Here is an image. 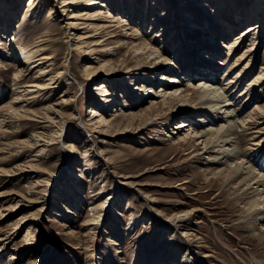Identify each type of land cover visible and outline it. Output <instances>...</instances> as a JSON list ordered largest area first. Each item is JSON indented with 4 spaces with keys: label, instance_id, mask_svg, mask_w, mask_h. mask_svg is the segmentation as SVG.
Masks as SVG:
<instances>
[{
    "label": "rangeland",
    "instance_id": "rangeland-1",
    "mask_svg": "<svg viewBox=\"0 0 264 264\" xmlns=\"http://www.w3.org/2000/svg\"><path fill=\"white\" fill-rule=\"evenodd\" d=\"M255 2L233 1L234 11L242 10L233 25L238 27L224 31L222 37L218 32L223 28L214 25L218 0H110L109 7H91V11L104 10L102 24L107 28L97 31L67 29L66 17L75 9L64 12L58 7L49 15L54 0L37 1L27 16L28 0L0 3V11L7 10L0 16V264H264V224L250 216L245 206L248 199L239 201L237 183L216 174L230 161L213 163L216 153H202L200 140L188 145L172 139L178 136L176 125L183 120L192 122L196 131L208 129L210 122L221 125L223 121L213 123L207 116L210 104L203 105L204 113L182 105L167 111L161 120L143 123L153 100H161L151 88L161 93L162 85L186 88L189 81L199 85L198 80L204 78L194 80L181 65L184 45L196 51L195 58L202 63L212 57L188 42L193 37L202 40L208 34L206 42L219 40L217 77L223 78L252 43L248 40L228 55L229 43L254 22L245 16ZM130 7L134 9L131 13ZM223 10L226 15L228 10ZM188 12L192 14L187 16ZM146 13L178 29L182 49L171 37L164 38L161 30L144 26ZM187 19L196 25L187 26L183 23ZM87 35L84 40L93 44V54L85 53L84 45L80 44L83 49L75 45L77 37ZM39 37L48 48L46 54L53 57V74L61 86L50 98L49 93H25L24 101L16 103L18 92L24 90L15 84L22 50ZM141 43L160 52L162 57L156 60L162 70H149L154 54L142 51L137 55L133 50ZM257 43L262 44L258 60L233 89V107L240 103L239 93L264 66V27ZM87 66L100 69L87 76ZM164 74L182 81L161 80ZM104 82L110 96L116 95L115 103H104L106 95L101 98L95 90ZM262 96L264 91H256L243 115ZM12 106L17 111L9 110ZM93 109L102 115L96 116ZM133 115H138L135 120H131ZM102 116L116 124L102 126L97 123ZM251 136L243 135V148ZM251 158L256 159L255 170L264 174V152ZM175 215H188L190 222L180 225L176 221L177 226H171ZM93 218L97 224H90ZM185 231L198 240L197 245L188 244L181 235Z\"/></svg>",
    "mask_w": 264,
    "mask_h": 264
},
{
    "label": "bare ground",
    "instance_id": "bare-ground-1",
    "mask_svg": "<svg viewBox=\"0 0 264 264\" xmlns=\"http://www.w3.org/2000/svg\"><path fill=\"white\" fill-rule=\"evenodd\" d=\"M37 1L40 0H28V3L26 4L24 9V14L26 16L32 13V11L35 9ZM54 1L55 4H51L50 6L49 15H52L53 10L57 9L58 7H61L64 12L69 8L75 9H72L66 17L68 21H66L65 27L67 29L77 30L79 28L91 27L93 30L97 31L107 28L102 24V20L105 18L103 15L104 10L91 11V7L95 4H99L101 8H104L105 6L109 7L110 0H108V3H106V1L100 3L99 0ZM233 1L234 0H218V4L215 7L214 16L215 18H217V22L214 25L223 28V30L221 29L222 31L218 32L220 37L224 36V31L233 32V30L238 27L236 25H233L236 24L238 15L241 14L242 10L239 9L237 11H234L236 8L233 5ZM0 3H2L1 5H3V0H0ZM255 3L256 4L255 6H253L251 12L247 16H245V19H247V21L253 20L254 22L247 26L243 31H241L234 42L229 43L228 55H230V52H235L237 49L241 48L247 43L248 40H251L252 43L249 44L245 50H243V53L239 56L236 62L232 66H230L229 69H227L223 78L217 77V70L220 64L217 59V55H219L217 48L220 47L218 43L219 40L217 41V39L214 38L215 40L213 41V43L206 42L205 39L210 38L208 34H206V36H203L202 40L198 37L193 36L192 40H188V42H191V44H197L202 48L203 51L205 50V54L212 53V57H208L209 59L204 58V62L202 63L201 60L195 58L196 51H194L192 48L190 50H187L186 45H184V48L186 50L182 49V40L177 38L178 34L180 33L177 28V30H175V28H173L172 26H165L161 22L164 19L156 17L151 13H146L145 17H143L142 19V24L144 26H148L150 28V31L156 29L161 30L160 32L163 33L164 38L167 39L171 37V41L176 44L179 49L181 48L183 50H181L184 53L183 58L181 59V65L184 66L183 70L185 71V73L190 71V77H192L194 80H198V78L201 76H203L204 78L198 80L200 82L199 85H196V82L192 83V81H189V85L186 88H182L178 85H174L170 88H165L162 85L161 87H159L161 93H156L151 88V93L153 92L155 93V95L161 96V100H153L151 106H149V108L145 112L146 116L143 123L148 122L153 118L154 120H161L166 117L168 112H172L173 109H177L182 105L184 107L191 108L192 111L204 113L202 107L203 105L209 103L211 107L209 110L205 111L207 116L210 117L211 120H213V123L216 121H223L221 122V125L213 126L210 122L209 126H207L209 127L208 129L196 131L193 128L192 122L190 123L189 120H183L176 125V129H180V131L177 132L178 136L172 137V139L178 140L177 143H185L188 145L194 143L195 140H200V144L203 145V148L201 147L202 153H216L215 157H213L212 159L213 163L224 165L225 163L230 161V164H227L225 168H221L220 170H218L216 174H218L219 176L225 174L224 177L228 183H237V191L235 193L238 192L237 197L239 198V201L242 200L244 202L245 199H248V202H246L245 206H249L248 211L250 212V216L256 220L261 221V223L264 224V174H261L260 172L258 173L255 170L253 161H256V159H250V156H253L254 153L256 154L260 152V154H262L264 152V138H262L264 135V96L259 97L258 103L255 104L247 114L243 115V109L250 104L249 101L251 100V98H253L252 95L256 91L257 93H259V91H264V66L262 65L258 76L251 80L249 84L237 96V101L240 102L237 107H233L235 106L234 103L236 101L234 99V94H232L233 89L240 85L243 76H247L253 71L255 62L258 60L257 53L260 52V48L262 46V44H260V46L255 44L257 43L259 34L264 27V0H257V2ZM205 5H203V8ZM223 8L224 10H228L230 8L227 11L226 15H222L221 13ZM132 10L134 9L130 7L129 13H131ZM6 11V9H1L0 16L3 14L2 18ZM186 14H188L187 16H189L192 13L188 12ZM189 22H191L192 24ZM183 23L187 26L196 25L195 20L188 21L187 19V21ZM184 24L183 26L181 25V28H185L186 25ZM217 26L215 28H219ZM210 28L212 27L210 26ZM1 33L5 32L2 31ZM126 35L131 36V34ZM88 37L90 36L87 35L84 37H77L78 40L76 41L75 45H77L76 47H79V49H83V46H80V44H82L85 46V53L93 54L95 50V48H92L93 44L91 45V42H89L88 40H84L86 38L88 39ZM13 39L15 40L16 38L14 37ZM175 41L177 42L175 43ZM44 43L45 41L43 40V38L41 39L39 37L35 41V43L25 46V48L22 50L23 58L21 62L19 61L22 65L19 69H17L15 73V84L16 86H18L17 88H24V90L18 92L19 96H17V98L15 99L16 103H21L24 101L23 99H25L24 97L26 96L25 93L27 95L31 93H38V95L49 93L47 98H50V96L54 95L61 86L59 79H57L53 74V57L46 54L48 48L44 46ZM133 50L137 52V55H141L142 51H146V53L149 54H154L155 56L152 60H150V66L148 68L150 71L162 70V65L159 64L160 60H156L158 58H161L162 56H160V52L156 53V51L158 50L155 47H153L149 43H141L137 44ZM175 54L178 55L177 53ZM186 59H189V61H186ZM244 62L246 63L243 68L235 76H230L232 71L238 68L241 64H244ZM92 68V66H87V69H89L86 70L87 72L85 73L87 76L93 75L100 69ZM178 72L182 74L180 70ZM185 73L183 72V75ZM226 75L227 78L225 79ZM59 76H61V74L57 75V77ZM163 79H166L167 82H170L172 84H180L182 81L179 79V77H167L165 74L161 80ZM223 80H226V83L222 82ZM23 82H26L27 84L22 85ZM220 84L221 86L218 87V85ZM96 86L97 87L95 88V90L98 91L99 95L102 96L101 98H103V95H106L105 99H103L105 101L104 103L112 104L116 102V95L114 97L110 96L111 94L108 84L106 85L104 82ZM230 90H232L231 93ZM244 95H247V97L242 98V96ZM254 99H256V97H254ZM62 103L64 105L65 100H63ZM9 110H13L14 112L17 111V109H15L13 106ZM94 111H96V116L102 115L97 111V109H93V112ZM219 114H221V116ZM33 116L34 118H39L38 115ZM133 116L134 117L131 116V120H135V117L138 115ZM47 121L53 124L52 121ZM97 123L102 124V126L107 125L109 127L116 124L115 120L110 122V120H108L104 116H102L101 121H98ZM43 127L45 128L48 126ZM173 133L175 132L173 131ZM193 133H196V135H194ZM247 133H250L252 136L249 139L250 142L248 143L247 147L243 148V135H246ZM86 154H88V151H86ZM88 155H90V153ZM232 162L234 163V165ZM262 162L259 164H262ZM243 186L245 187L243 188ZM100 207L102 208L103 204H101ZM100 207L97 209H100ZM94 220V218L91 219L90 224H97V222ZM176 221H179L180 225H187L186 223L190 222L188 215L184 217L182 215H175L170 223L171 226L173 224L177 226V224L174 223ZM176 226L174 227L177 228ZM181 235L185 238L186 241H188V244H190V246H195L198 244V240L195 239L188 231L183 232Z\"/></svg>",
    "mask_w": 264,
    "mask_h": 264
}]
</instances>
